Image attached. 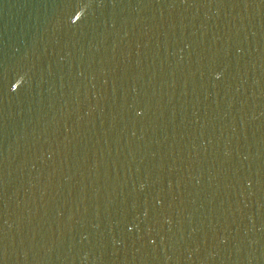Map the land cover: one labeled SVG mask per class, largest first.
<instances>
[{
	"label": "water",
	"instance_id": "water-1",
	"mask_svg": "<svg viewBox=\"0 0 264 264\" xmlns=\"http://www.w3.org/2000/svg\"><path fill=\"white\" fill-rule=\"evenodd\" d=\"M0 264H264V0H0Z\"/></svg>",
	"mask_w": 264,
	"mask_h": 264
}]
</instances>
